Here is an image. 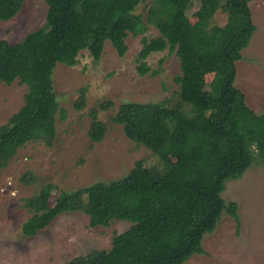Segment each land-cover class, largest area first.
I'll return each mask as SVG.
<instances>
[{
  "label": "trees",
  "instance_id": "16d2710c",
  "mask_svg": "<svg viewBox=\"0 0 264 264\" xmlns=\"http://www.w3.org/2000/svg\"><path fill=\"white\" fill-rule=\"evenodd\" d=\"M141 1L45 0L41 27L14 44L0 40V83L17 80L27 87L23 105L0 126V169L28 142L51 146L56 115L60 120L67 115L52 88L57 63L76 65L82 50L98 61L106 42L122 57L128 34L143 33L145 22L159 35L142 39L136 58L139 74L149 70L146 58L153 52L168 49L179 61L174 78L179 104L127 101L112 118L130 141L162 163V169L146 168L139 160L120 179L72 191L47 183L24 200L32 213L21 227L26 236L37 235L65 212L87 215L91 228L107 227L113 220L131 223L113 236L110 249L91 251L67 264H183L204 254L202 238L214 231L222 212L238 222L236 203L225 206L220 197L224 181L241 177L254 161L264 163V114L250 109L233 85L235 62L255 32L251 0H198L193 24L188 18L193 0H152L145 22L134 12ZM22 3L0 0V21L14 17ZM219 9L227 14L226 23L211 26ZM86 90L79 89L76 110L85 107ZM111 105L106 101L99 107ZM90 118L89 138L100 142L105 124L95 109ZM34 180L31 172L21 177L25 184ZM96 194L101 196L99 205L91 199Z\"/></svg>",
  "mask_w": 264,
  "mask_h": 264
},
{
  "label": "rangeland",
  "instance_id": "374dc122",
  "mask_svg": "<svg viewBox=\"0 0 264 264\" xmlns=\"http://www.w3.org/2000/svg\"><path fill=\"white\" fill-rule=\"evenodd\" d=\"M152 0H142L135 9L145 22ZM193 0L188 9L190 24L198 9ZM255 32L248 46L235 62L233 85L244 96L245 104L256 114H264V0L248 3ZM45 0H23L20 11L8 21H0V40L14 44L45 22ZM227 14L218 10L211 26H223ZM146 30L138 35L128 34L127 51L119 57L109 42L98 61L87 50L77 56V64L69 67L57 63L52 75V88L60 108L67 115H56L55 138L51 146L42 141L28 142L19 147L7 165L0 169V264H67L71 259L94 250H108L112 238L131 225L129 221L113 220L107 227L89 226L82 212H65L37 235L26 236L22 224L32 213L24 200L47 184L72 191L96 182L117 180L125 176L136 161L152 170L162 169V163L144 146L130 141L121 125L112 121L118 106L127 101L163 103L174 106L178 100L179 61L175 52L165 49L146 58L149 70L144 75L136 70L137 54L142 39L159 35L145 22ZM212 75H207L209 83ZM87 87L85 107L76 110L79 89ZM27 87L17 80L10 85L0 83V126L17 112L24 102ZM112 105L101 110V103ZM97 110L98 120L106 131L100 142L92 143L88 130L90 112ZM174 160V157H171ZM31 172L34 181L25 184L21 177ZM51 202L56 198L52 193ZM100 195L91 197L99 205ZM225 206L237 205L238 222L226 212L212 233L202 238L204 254L193 255L183 264H264V163L254 161L239 178L224 181L220 193ZM89 197L85 196L87 202Z\"/></svg>",
  "mask_w": 264,
  "mask_h": 264
}]
</instances>
